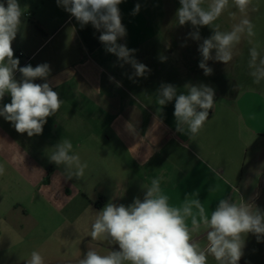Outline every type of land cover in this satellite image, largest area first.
I'll list each match as a JSON object with an SVG mask.
<instances>
[{
	"label": "crops",
	"instance_id": "crops-1",
	"mask_svg": "<svg viewBox=\"0 0 264 264\" xmlns=\"http://www.w3.org/2000/svg\"><path fill=\"white\" fill-rule=\"evenodd\" d=\"M137 3L141 9L138 14L132 15ZM142 4L141 0H124L118 6L122 24L127 30V36L118 43L126 44L129 49H137L135 58L151 69L146 78L138 77L135 82L128 79L134 71L131 65L120 67L117 57L105 52L98 39L100 32L91 24L81 27L71 15L61 26L44 33L43 38L32 35L27 53L21 57L24 58L22 66L26 65L27 59H31L33 67L48 63L51 68L48 80L55 85V78L60 79L59 86H54L53 90L59 93L62 104L54 116L47 118L45 125L63 127V139H71L73 129H76L85 140L101 138L127 154V172L123 171L126 176L116 179L115 183L126 187L128 199H143V187L149 186L153 178L161 177V188L169 196L171 205L181 206L186 194H198L210 216L219 200H232L233 184L238 186L241 194L240 199L234 202L239 204L242 198L245 200L247 192L264 172V152L256 154L247 169L245 164H240L238 156L233 159L223 135L216 136L213 128V135L207 136L212 133L216 123L225 126L229 122L225 118L219 119L214 108L209 110L207 121L194 137L187 133L186 127L184 133L176 132L175 119L166 118L161 113L165 106L157 103V90L161 83H171L178 92L185 93L186 84L211 85L215 95L224 96L223 101L228 99V104L220 102V105L229 110L230 100L240 88L237 83L239 75L234 69H240L242 64V42L236 46L235 55L228 64L209 61L213 74L205 76L198 67L201 59L199 42L187 39V46H181L192 30L191 25L180 26L176 10L171 7H151L150 0ZM26 15L31 18L30 14ZM64 25L70 27L66 53L60 49L59 42L51 46ZM205 29L208 30L206 26L200 28V32ZM227 30H231V25ZM160 55L166 56V61L161 62L158 58ZM109 76H114L123 86L117 87L109 81ZM15 78L18 81L22 79L18 71ZM34 82L42 84L45 81L36 79ZM10 100L11 97L6 94L0 106ZM0 119V140L10 136L30 140L26 134L18 133L3 117ZM96 128L100 135L92 134L97 132ZM35 137L54 140L56 134L42 133ZM192 145L200 147L201 151L192 149ZM0 156L2 164L6 155ZM118 161L117 158L115 163ZM4 175H0V206L6 201L3 198L6 190L3 186ZM2 217L0 215V220ZM204 231L202 225L195 236L202 234L197 238H204Z\"/></svg>",
	"mask_w": 264,
	"mask_h": 264
},
{
	"label": "clouds",
	"instance_id": "clouds-1",
	"mask_svg": "<svg viewBox=\"0 0 264 264\" xmlns=\"http://www.w3.org/2000/svg\"><path fill=\"white\" fill-rule=\"evenodd\" d=\"M124 0H56L57 6L74 17L84 27L91 24L100 32L99 41L106 53L117 57V64L123 67L131 65L134 70L128 79L146 78L151 69L135 58L137 49H129L126 44L118 43L127 36L122 24L119 5ZM205 0H179L176 19L180 26L190 24L192 30L187 39L198 43L200 61L198 67L205 76L213 74L209 61L228 64L235 55L236 46L247 38L252 42L255 36L254 25L248 18L251 0H232L241 14L230 31H221L214 22L229 6V0H210L203 7ZM141 5L137 3L132 15L139 13ZM23 9L19 0H0V102L5 95L11 97L10 103L0 106V117L12 124L20 134L28 137L43 132L47 118L54 116L60 109L62 100L53 87L59 86L60 79L55 78V85L48 80L51 68L48 63L35 67L31 64L20 66L12 47L16 39ZM235 18L236 13H232ZM209 27L212 34L202 38L200 28ZM249 75L254 84L264 81V56L257 46L249 48ZM161 62L167 57L160 55ZM19 72L21 80L15 78ZM36 79L44 80L42 84ZM109 81L117 87L122 82L114 76ZM185 92H178L175 85L161 83L157 90V103L165 106L174 101L175 130L184 133L185 127L190 136L197 135L209 117L213 107L215 90L207 84H186ZM48 156L49 162L58 167L63 165L65 179H80L87 168L80 156L73 152V144L68 139H61ZM5 167L0 164V175ZM161 177L151 180L143 187V199L136 197L129 205L108 202L95 212L91 223L92 240L102 239L107 242V254H101L89 248L78 264H208L211 255L217 264H239L244 255L245 241L242 234H252L258 242L264 241V210L255 204L257 197H250L237 204L230 198L219 200L209 216L198 194H186L181 206L169 203V196L161 188ZM195 196L196 198H190ZM189 220L191 227H189ZM203 225V237L207 246L202 248L199 238L192 233L198 232ZM116 245L118 249L110 246ZM26 264H45L39 251H32Z\"/></svg>",
	"mask_w": 264,
	"mask_h": 264
},
{
	"label": "rangeland",
	"instance_id": "rangeland-1",
	"mask_svg": "<svg viewBox=\"0 0 264 264\" xmlns=\"http://www.w3.org/2000/svg\"><path fill=\"white\" fill-rule=\"evenodd\" d=\"M150 1L151 7L155 8L166 6L177 11L180 7L179 0ZM144 2L141 0L142 5ZM209 2L205 0L202 6L207 7ZM19 3L24 12L23 27L12 47L22 66L24 58L19 57V52L27 53L32 35L43 38L44 33L61 26L70 14L58 7L56 0H19ZM27 13L31 18L27 17ZM232 13H236L235 18ZM247 15L254 25L255 36L251 43L247 38L241 41L242 64L240 69H234L239 75L237 83L240 88L233 94L229 110L221 107L220 102H228V99L223 101L224 96L221 94L215 95L211 108L216 110L219 119L225 118L229 122L225 126L214 123L212 133L207 134L212 136L215 128L216 136L223 135L228 152L233 159L238 156L240 164H245V169L256 154L264 152V81L259 85L254 84L248 66L250 47L257 46L261 56H264V0H251ZM240 18L241 14L229 0V6L214 24H218L221 31H230L227 30L228 26L232 28ZM207 29L200 32L202 38L212 34V30L209 27ZM69 33L70 27L64 25L51 46L59 42L60 49L66 53L70 42ZM173 112L174 101L165 105L161 113L166 118L175 119ZM96 129L97 132L92 134L100 135L101 132ZM42 133H55L56 138L43 140L33 136L27 140L10 136L8 131L10 137L0 140V155H6L1 161L6 172L3 184L6 188L3 198L6 201L0 206V215L4 216L0 220V264H26L34 250L41 253L45 264H78L89 248L107 254V242L90 237L95 212L110 201L126 206L133 202L127 197L126 187L115 183L116 179L123 178V171L127 172L128 156L123 150H116L113 144L101 138L96 141L85 140L80 137L79 130L73 129V135L68 140L73 144V152L80 156L87 168L82 178L67 180L63 165L58 167L48 159L54 150L53 146L63 139V127L45 125ZM191 148L201 151L198 146L192 145ZM117 158L119 161L115 163ZM232 192L233 201L240 199L236 184H233ZM250 197H257L255 204L264 210V172L247 192L245 200ZM198 232L192 233L194 238L202 235L195 236ZM242 239L245 247L239 264H264V241L258 242L252 234H242ZM199 244L202 248L206 247V238L200 239ZM110 247L118 249L116 245ZM208 264H217V261L209 255Z\"/></svg>",
	"mask_w": 264,
	"mask_h": 264
},
{
	"label": "built area",
	"instance_id": "built-area-1",
	"mask_svg": "<svg viewBox=\"0 0 264 264\" xmlns=\"http://www.w3.org/2000/svg\"><path fill=\"white\" fill-rule=\"evenodd\" d=\"M19 57H24V54L22 52L19 53ZM31 64V59L26 60V65Z\"/></svg>",
	"mask_w": 264,
	"mask_h": 264
}]
</instances>
